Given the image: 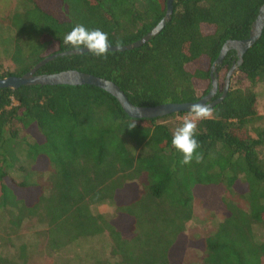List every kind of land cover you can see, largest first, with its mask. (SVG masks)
<instances>
[{
  "label": "trees",
  "instance_id": "obj_1",
  "mask_svg": "<svg viewBox=\"0 0 264 264\" xmlns=\"http://www.w3.org/2000/svg\"><path fill=\"white\" fill-rule=\"evenodd\" d=\"M262 6L264 0H176L169 22L141 47L106 58L56 57L35 74L73 70L102 78L136 107L193 103L208 93L222 45L246 39ZM164 12L165 0H22L0 21V60L10 64L4 70L0 63V79L71 51L64 37L77 24L122 46L148 33ZM230 60H236L232 50L216 67L211 101ZM262 82L264 27L212 117L198 122L203 160L190 165L171 145L182 123L176 118L189 113L130 119L113 97L90 86L0 89V246L15 251L0 254V264H24L29 250L14 238L30 221L42 227L34 237L53 256L79 239L106 236L115 264H264V241L253 234L254 226H264V115L255 92ZM34 171L47 172L45 190L31 180ZM12 172L25 175L15 180ZM194 200L221 221L191 245L200 261L185 263ZM103 204L113 207L110 219L92 212Z\"/></svg>",
  "mask_w": 264,
  "mask_h": 264
},
{
  "label": "water",
  "instance_id": "obj_2",
  "mask_svg": "<svg viewBox=\"0 0 264 264\" xmlns=\"http://www.w3.org/2000/svg\"><path fill=\"white\" fill-rule=\"evenodd\" d=\"M174 1L176 0H165V12L163 17L148 33L142 36L139 40L127 45L110 46L108 51L118 53L131 51L132 49L141 47L143 44L154 38L164 28L165 24L169 22L172 13V2ZM263 27L264 6L260 7L255 20L251 24L246 39L240 41H227L222 45L218 56L211 64L209 69L210 89L204 97L193 103L162 104L155 107H136L127 101L126 97L117 88V86H115L112 82L102 78L73 70L62 71L55 74H35L39 68L52 61L56 57L66 55H81L88 53L87 49H82L79 53L71 50L61 54L48 56L34 65L27 73L19 77L8 76L6 78L0 79V89L16 90L17 88L24 86H90L97 88L113 97L121 110L130 119H156L171 114L189 113L190 107L193 104H208L210 107H214L225 98L228 91L230 78L233 76L236 69L241 65L242 56L244 53L259 39ZM230 50L234 51L236 62L234 65L230 66L227 73L225 74L220 95L215 100L211 101L217 91L216 67L221 64L226 53Z\"/></svg>",
  "mask_w": 264,
  "mask_h": 264
},
{
  "label": "rangeland",
  "instance_id": "obj_3",
  "mask_svg": "<svg viewBox=\"0 0 264 264\" xmlns=\"http://www.w3.org/2000/svg\"><path fill=\"white\" fill-rule=\"evenodd\" d=\"M22 0H0V21L16 9L17 5ZM3 23H0V25ZM1 66L4 70H9L10 64L8 60L1 59ZM256 92V108L259 115H264V82L258 83L255 86ZM188 115L177 117L176 120L182 122ZM20 139L25 138L26 141H31L23 132L19 134ZM26 172H29L30 166L26 162H21ZM31 176V180L40 184L45 190L48 187L46 181L47 172H38ZM25 174L23 172H12L11 176L15 180L21 179ZM229 199L236 202L239 206H243V202L234 198L232 195L227 194ZM94 214H102L106 219H110L113 215V207L109 204L94 205L92 206ZM1 220V217H0ZM221 221L218 214H212L202 208L201 203L197 200L192 204V219L186 224L185 228V241L188 244L183 245V257L185 263H198L201 259V254L196 249L191 248L196 242L202 240L213 229L215 224ZM42 230L38 224L30 221L23 224L19 231L15 234L14 240L17 243L23 242L28 248L27 258L24 264H43L46 259H52L56 263L65 264H115V260L108 255L109 243L106 236L92 237L79 239L66 248L58 252L57 255H49L45 250L44 241L37 237L35 233ZM254 238L258 242L264 241V226L256 225L253 228ZM35 236V237H34ZM8 250V251H7ZM3 249L0 246V254L14 253L13 249Z\"/></svg>",
  "mask_w": 264,
  "mask_h": 264
},
{
  "label": "clouds",
  "instance_id": "obj_4",
  "mask_svg": "<svg viewBox=\"0 0 264 264\" xmlns=\"http://www.w3.org/2000/svg\"><path fill=\"white\" fill-rule=\"evenodd\" d=\"M64 44L68 45L75 52L87 49L96 57H107L110 43L108 34L100 29L89 30L81 24L75 25L64 37ZM213 115V108L208 104H193L190 107L188 116L176 127L172 133L171 145L182 155V165H190L193 161L201 163L203 154L197 150L200 147L195 139L197 125L200 120L209 119ZM135 127V121L128 125Z\"/></svg>",
  "mask_w": 264,
  "mask_h": 264
},
{
  "label": "flooded vegetation",
  "instance_id": "obj_5",
  "mask_svg": "<svg viewBox=\"0 0 264 264\" xmlns=\"http://www.w3.org/2000/svg\"><path fill=\"white\" fill-rule=\"evenodd\" d=\"M231 61V60H230ZM235 62H236V60H234V61H231V65H234L235 64ZM230 65V66H231Z\"/></svg>",
  "mask_w": 264,
  "mask_h": 264
}]
</instances>
